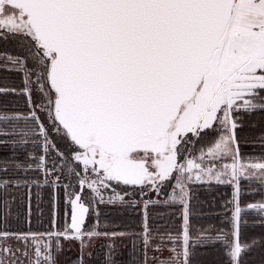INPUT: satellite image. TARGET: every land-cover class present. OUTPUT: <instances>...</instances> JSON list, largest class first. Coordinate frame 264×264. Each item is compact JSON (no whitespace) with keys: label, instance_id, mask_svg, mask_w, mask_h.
<instances>
[{"label":"snow or ice","instance_id":"6c2138e0","mask_svg":"<svg viewBox=\"0 0 264 264\" xmlns=\"http://www.w3.org/2000/svg\"><path fill=\"white\" fill-rule=\"evenodd\" d=\"M9 95L25 107L0 105V264H196L208 245L244 264L264 247L241 239L264 225V132L239 135L264 115V0H0ZM213 183L231 190L219 224L193 187Z\"/></svg>","mask_w":264,"mask_h":264},{"label":"trees","instance_id":"16d2710c","mask_svg":"<svg viewBox=\"0 0 264 264\" xmlns=\"http://www.w3.org/2000/svg\"><path fill=\"white\" fill-rule=\"evenodd\" d=\"M13 81L15 84H19V78L13 76ZM6 104L8 107L9 114L16 111H23L25 107L24 100L15 95H9L7 98L0 97V105ZM255 125V127H253ZM264 132V115H253L251 118H245V123L243 131L239 132V135L243 137H248L249 140L259 136ZM195 148H199L200 145H194ZM241 151L250 156L259 155V145L258 144H245L243 140L241 141ZM17 151H23V149H16ZM13 151L11 143L7 148L0 147V155H9ZM199 152H197V155ZM195 195L198 200V208L204 214V221H211L212 223L219 224V220L216 219V213L220 210V204L222 203V198L226 194H230V189L224 186H219L213 183L211 186L207 184H196L193 186ZM259 200L260 196L258 194H252L249 197L250 202L253 200ZM43 210L47 214L48 204L47 197H45L44 203L40 205L38 209L35 200H33L32 211H33V223H35V217L40 214V210ZM103 210V206H101ZM158 211H167L163 206L157 208ZM135 215V214H133ZM264 236V225L259 223H252L249 219V223L242 226V236L243 241H250L252 237L259 238ZM128 252L131 253V242L128 245ZM244 264H264V247H254L251 251L243 254ZM195 262L196 264H220L222 260V252L218 246L208 245V246H197L195 249Z\"/></svg>","mask_w":264,"mask_h":264},{"label":"rangeland","instance_id":"374dc122","mask_svg":"<svg viewBox=\"0 0 264 264\" xmlns=\"http://www.w3.org/2000/svg\"><path fill=\"white\" fill-rule=\"evenodd\" d=\"M77 252V247L72 244H66L65 255L61 257L62 261L70 260L71 258L75 257ZM151 256V253H150Z\"/></svg>","mask_w":264,"mask_h":264}]
</instances>
